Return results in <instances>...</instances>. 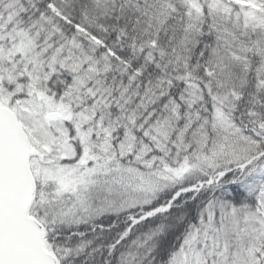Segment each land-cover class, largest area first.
Listing matches in <instances>:
<instances>
[{
	"label": "snow or ice",
	"instance_id": "snow-or-ice-1",
	"mask_svg": "<svg viewBox=\"0 0 264 264\" xmlns=\"http://www.w3.org/2000/svg\"><path fill=\"white\" fill-rule=\"evenodd\" d=\"M0 264H264V0H0Z\"/></svg>",
	"mask_w": 264,
	"mask_h": 264
}]
</instances>
